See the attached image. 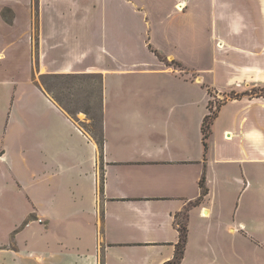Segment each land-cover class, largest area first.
<instances>
[{"label": "crops", "instance_id": "obj_1", "mask_svg": "<svg viewBox=\"0 0 264 264\" xmlns=\"http://www.w3.org/2000/svg\"><path fill=\"white\" fill-rule=\"evenodd\" d=\"M209 1L230 36H264V0ZM138 4L0 0V264H168L180 227L178 264H264V97L222 103L206 150L201 131L210 100L264 87V65L231 69L219 87L157 50L135 61L127 22ZM235 4L249 10L237 16ZM33 17L39 74L101 76V147L32 80ZM177 20L171 42L185 48L191 20ZM238 103L259 109L225 116L211 142Z\"/></svg>", "mask_w": 264, "mask_h": 264}, {"label": "rangeland", "instance_id": "obj_2", "mask_svg": "<svg viewBox=\"0 0 264 264\" xmlns=\"http://www.w3.org/2000/svg\"><path fill=\"white\" fill-rule=\"evenodd\" d=\"M37 0H33L36 3ZM138 1V7L144 4V12L137 15L128 7V38L127 47L131 57L138 62H152L153 50L160 54L173 55L180 59L191 73L192 78L199 77L205 84L211 86L227 87L236 79V71L244 66L256 63L264 65V36L251 34V40L245 36L232 37L229 33V25L215 19V5L209 0H129ZM176 1H184L183 14L172 15V8ZM259 10V8H257ZM36 7H33V14ZM249 8H243L241 4L232 6L231 11L241 16ZM5 21L11 19L8 9L3 10ZM35 15V14H34ZM221 15V14H220ZM177 16L190 18L192 26V37L186 47L174 45L171 41L170 25L177 20ZM254 17V16H253ZM255 23V21H254ZM175 24V23H174ZM258 31L263 30L260 21L255 23ZM101 24L96 28L100 31ZM38 23L33 17L30 24V38L27 39L29 49L33 58L32 80L41 87L57 104L69 115V117L93 138L101 133V97L102 79L94 75H43L39 74L36 67L38 53ZM102 30V29H101ZM264 31V30H263ZM256 45L253 47L251 43ZM147 45V46H146ZM152 51V52H151ZM157 60V58L155 57ZM12 69H10V72ZM239 72V71H237ZM257 73L263 74L264 71ZM8 75V72L6 73ZM211 96L215 93L210 89ZM245 93L248 97H264V87L247 89L244 92L233 91L232 93L220 94L216 99L209 101L211 111H216L222 103L229 99L242 97ZM216 97V96H215ZM249 109V110H248ZM245 107L243 103L227 104L223 117L218 125H214L211 142H220L219 127L228 122L225 116L231 114H243L244 111H257L259 108ZM230 115V116H231ZM219 126V127H218ZM264 145V143H263ZM250 255L252 253L250 252ZM258 264V263H257Z\"/></svg>", "mask_w": 264, "mask_h": 264}, {"label": "trees", "instance_id": "obj_3", "mask_svg": "<svg viewBox=\"0 0 264 264\" xmlns=\"http://www.w3.org/2000/svg\"><path fill=\"white\" fill-rule=\"evenodd\" d=\"M94 76H99V78L102 79L100 75H94ZM54 101L57 102L56 100ZM217 112H218V109L216 111H211L210 108L208 107V114L203 119L201 131H202V143H203L204 150H206L207 148V140L211 134V126L213 125V122L217 116ZM94 139L96 140L99 147H101L102 146L101 133L99 134L98 137H95ZM200 187L203 190V181H200ZM179 234L180 236H179V243L177 244V247H176V255L174 257V260L168 264H178V262L180 261L182 257V249H183L184 240H185L184 227L179 228Z\"/></svg>", "mask_w": 264, "mask_h": 264}]
</instances>
